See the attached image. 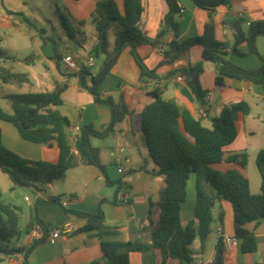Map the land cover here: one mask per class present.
<instances>
[{
	"label": "trees",
	"instance_id": "16d2710c",
	"mask_svg": "<svg viewBox=\"0 0 264 264\" xmlns=\"http://www.w3.org/2000/svg\"><path fill=\"white\" fill-rule=\"evenodd\" d=\"M166 10L162 16V28L149 37L139 26L143 6L141 0H122L119 9L115 0H97L89 14V21L95 30V42L88 55L95 59L101 58L97 70L90 71L81 66L73 74L79 79V84L85 88L94 102L107 104L111 117L105 128L98 130L91 124H81L75 135L73 145L66 136L70 126L69 118L57 107L62 104L61 92L65 85H56L54 89L42 92L6 94L10 110L0 106V120L9 122L17 130L19 136L27 141L58 149L54 162L33 160L22 157L6 148L1 142L0 130V170L6 173L13 186H30L46 184L61 179L67 169L78 163L93 165L106 176L104 166L99 159V149L92 146V137L103 138L111 134L116 125L128 118L132 131L140 132L149 157L157 166L155 173L162 179L159 198L150 201L147 212V228L149 241L141 239L121 241L115 239L119 233L117 227L105 223L101 204L96 212L86 213L67 209L60 196H50L47 199H37L31 209V222L26 230L38 223L42 235L28 245L14 246L12 239L20 235V207L6 202L0 195V254L8 256L22 254V264H28L27 256L40 242L47 239L49 231L57 228L42 220L36 205L41 202H54L61 205L64 211L86 218V223L77 231H94L99 239L100 249L106 258L105 264H130V252H142L147 256L148 264H190L193 261L190 245L198 238L202 243L211 231L214 220L213 208L217 203L226 201L232 209L233 233L240 240V250L252 253L257 250V239L254 232L246 227L247 223L260 222L264 219V147L259 149L255 164L260 176L259 193L252 194L246 176L237 169L218 171L212 164L225 161L244 168L246 153L235 152L225 156L223 148L234 141L238 133L237 121L243 119L250 107L244 100L225 105L218 115L211 117L209 127L202 124L201 117L195 118L188 109L181 108L174 100H165L161 91L153 89L147 94L152 101L139 112H134L129 105V97L120 93L117 100L111 96H103L98 88L111 68L116 64L121 51L129 49V53L139 69L141 78H159L155 69L148 68L138 53V47L144 44L156 45L159 38L169 30L173 40L168 44L163 54L162 63L171 64L179 56L185 54L194 45L202 48L203 60L214 64L215 84L217 88L224 86L225 78L249 81L264 87V55L258 53L256 39L264 38V19L250 22L247 29L241 27L240 21H235L234 43L231 51L242 55L238 49L244 44L248 52L256 54L261 59L257 69H246L226 59L224 44L215 38L212 24H205L201 34L178 40L179 25L176 14L180 11L177 0H163ZM231 0H193L200 7H217L228 4ZM86 19H80L76 27L79 35L78 43L86 42V34L81 29ZM60 24L65 32L73 37L74 28L70 17L60 14ZM110 31L114 38L110 41ZM2 37L0 36V40ZM59 59L60 55H56ZM9 56L0 48V81L2 83H21L27 80L25 73L11 70L5 65ZM203 61L188 62L179 67L178 73L194 95L196 102L206 108L209 92L200 83L203 72ZM174 71L168 72L169 76ZM88 77V78H86ZM194 174L195 204L193 218L185 225L181 224L180 208L186 196V183ZM117 183L120 181H109ZM224 210L219 209L217 218L222 224ZM225 249L219 236L214 247V254L209 264H224ZM92 264H98L93 262ZM239 264H264L260 262Z\"/></svg>",
	"mask_w": 264,
	"mask_h": 264
},
{
	"label": "crops",
	"instance_id": "0c3cea01",
	"mask_svg": "<svg viewBox=\"0 0 264 264\" xmlns=\"http://www.w3.org/2000/svg\"><path fill=\"white\" fill-rule=\"evenodd\" d=\"M77 1L79 3L72 12L78 19H87L97 0ZM141 1L143 12L139 26L149 37H155L162 28V16L166 8L162 0ZM115 2L119 9H122V0H115ZM177 2L180 6V11L176 14L179 25L178 40L201 34L205 24H212L215 38L224 44L223 56L226 59L246 69L253 70L261 66V59L256 54L248 52L244 44L238 48L243 53L242 55L234 54L231 48L234 43V22L240 21L241 27L245 30L248 27L247 23L264 19V0H231L228 4L217 7H200L195 5L193 0H177ZM173 38V33L167 30L159 38L156 45L144 44L138 47V53L143 58L144 64L150 69H155L159 78H141L138 67L130 57V53L128 54L129 51H125L124 48L116 64L99 85L100 94L109 95L117 100L122 92L129 97V105L132 110L139 112L152 101L147 93L153 89H158L161 91L163 99L174 100L181 108L188 109L195 118L201 117V119L208 118L209 120L218 115L225 105L239 100L246 101L248 96L264 99V87L249 81L225 78L224 86L217 88L214 81V64L203 60L202 48L199 45L190 47L173 63L163 64V56L158 52V45H163L166 49ZM262 40H264L262 36L257 37L256 48L259 54L264 55V41ZM85 44L86 42L82 45L85 46ZM59 57L58 60L62 61L63 55ZM200 60L203 61L204 67L200 74V83L209 92L206 108L201 107L196 102L185 81L177 78L180 75L178 73L179 67L188 62ZM170 71H174V73L167 76L166 74ZM57 109L70 120L71 124L65 131L70 145L74 144L76 128H79L81 124L89 123L94 128L102 130L107 126L111 117L110 107L107 104L94 102L92 95L80 86L79 79L78 84L74 87L73 102L65 105L62 97V104ZM200 111H203L204 115L201 116ZM243 119L237 121L238 133L234 141L223 148L225 156L229 153H235L233 151L236 150L231 149L233 148L232 145L237 139L243 138V131L240 129V122H243ZM0 130L2 145L18 155L33 160L56 161L58 149L55 145L47 147L24 140L12 124L3 120H0ZM90 142L92 146L99 149V159L104 166L108 180L120 181L121 186L119 187L117 183H107L106 176L102 171L93 165L82 163L67 169L61 179L46 184L37 183L28 186L33 191V198L28 197L26 200L25 197L27 196H23L27 209L24 208L18 196L14 195L9 201L21 209L18 224L20 235L16 239H12L10 244L22 246L33 241L30 229L26 230L27 225L31 222V209L37 199H47L50 196H60L67 209L86 213L96 212L98 205L101 204L105 223L118 229L119 233L115 239L149 241L146 219L148 205L150 201L158 200L162 179L155 173L157 166L149 157L148 150L144 146L142 133H134L129 119L126 118L116 125L111 134L103 138L92 137ZM119 148H122L123 152H118ZM124 157H128L129 162L123 163L124 171L119 172L117 163H121ZM235 165L236 169L241 172L240 169L242 168L237 164ZM3 174L8 176L0 170V183L4 181ZM241 174L246 176L243 172ZM11 186L12 184H8L7 187L12 189ZM191 186L194 191L190 189L191 191L186 194V200L182 202L180 208L182 225H185L194 215V180L190 181V188ZM0 195L4 199L1 186ZM224 202L226 201L217 204L225 211ZM226 203L230 206L228 202ZM230 209L231 206L228 210ZM36 212L42 220L51 223L52 226L60 227L69 224L71 230L67 233H61L51 240L50 236L55 228L51 229L47 239L38 243L28 254V264H92L93 262L105 264L106 258L102 254L99 239L94 235V231H77L86 223L85 217L66 212L61 205L54 202L38 203ZM23 220L26 223L24 227L22 226ZM230 225L229 231H226L225 222L223 221L221 224L216 217L214 229L211 227L206 240L203 243L199 240V252L200 255H204L205 242L211 240V236L215 232V239L210 241L212 242L211 250L205 258L203 256L194 258L190 264H209L219 237L218 228L220 227L225 232L232 234L233 221ZM246 227L252 230L256 236L257 250L252 253L241 252L240 240H238V244L231 251L225 253L224 264L264 263V219L260 222L247 223ZM128 256L130 264H148L145 253L135 251L130 252ZM0 264H22V254L15 253L8 256L0 254Z\"/></svg>",
	"mask_w": 264,
	"mask_h": 264
},
{
	"label": "rangeland",
	"instance_id": "374dc122",
	"mask_svg": "<svg viewBox=\"0 0 264 264\" xmlns=\"http://www.w3.org/2000/svg\"><path fill=\"white\" fill-rule=\"evenodd\" d=\"M78 3L77 0H0V36L2 37L0 48L9 56L5 61V65L13 71L27 75V80L21 83H2L0 81V106L4 110H10L9 103L4 98L6 94L50 91L56 85H65L61 92V98L63 97L65 105L73 102L74 87L78 84V78L73 74L72 71L74 70L57 59V54L63 56L69 54L78 69L81 66H86L92 72L97 70L101 58H94V64L88 66L89 55L87 51L95 42V30L89 18L86 19L84 26H81L86 34V44L84 46L78 43L79 35L75 30L80 19L72 12ZM162 3L166 8L163 0ZM61 13H65L70 17L74 28L73 37L69 36L61 26ZM8 15H11V17L9 18ZM113 38L114 32L110 31V47ZM125 51L128 52L129 49L125 48ZM246 101L249 103L251 111L244 116L243 122H240V129L244 132V134L242 132L243 138L237 139L231 149L236 150L233 152L246 153V165L240 171L249 180L250 192L258 194L260 191V176L256 168L255 158L258 150L264 147V99L248 96ZM201 120L204 126L209 127L210 120L208 118H202ZM240 143L242 145H239ZM211 167L218 171L237 168L235 164L226 163L225 161L212 164ZM3 177L5 182H1L0 186L3 190L4 200L9 202L14 195L18 196L24 208L27 209L23 196L33 198L32 189L28 186L13 185L11 186L12 189H9L7 186L12 184L11 180L6 175ZM193 180L194 175L190 174L186 183V194L191 191L190 189L193 190L192 186L190 188V181ZM223 204L225 208L223 221L227 228L226 231H229V225L232 224V211H230L231 209L228 210L230 206L226 202ZM220 208L218 204L213 208L212 229H214ZM22 224L24 227L26 224L24 220ZM211 237V240L215 239V232ZM211 240L205 242L204 255H200L199 252V239L194 240L193 244L190 245L192 258L197 259L201 256L205 258L212 248Z\"/></svg>",
	"mask_w": 264,
	"mask_h": 264
},
{
	"label": "built area",
	"instance_id": "2783aa9c",
	"mask_svg": "<svg viewBox=\"0 0 264 264\" xmlns=\"http://www.w3.org/2000/svg\"><path fill=\"white\" fill-rule=\"evenodd\" d=\"M8 17L10 18L11 15H8ZM250 23H247V25L249 26ZM158 52L160 55L163 56L164 52H165V47L163 45H158ZM62 62L70 69L72 70H78L73 58L70 55H65L62 58ZM94 64V58L92 56L88 57V66H91ZM177 78L179 80H183L181 75H178ZM200 115H204L203 111H200ZM79 128H76V131H78ZM118 152H123L122 148L118 149ZM116 160H118L117 157H115ZM119 162V161H118ZM129 162V158L128 157H124L122 159L121 163H117L118 165V171L119 172H123L124 168H123V163H128ZM25 199L27 200L28 198L25 197ZM64 204V203H63ZM71 230V225L66 224V225H62L60 227L55 228L52 233H51V240L56 238L59 234L61 233H67ZM30 232L33 236V240L39 238L42 235V229L41 226L38 223H34L30 229ZM218 232H219V236L221 237L225 252H229L233 249V246L238 244V238H236L234 235L225 232L223 229H221L220 227L218 228Z\"/></svg>",
	"mask_w": 264,
	"mask_h": 264
}]
</instances>
